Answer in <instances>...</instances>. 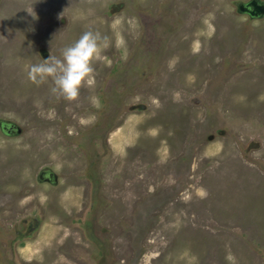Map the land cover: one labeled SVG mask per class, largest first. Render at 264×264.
<instances>
[{"label":"rangeland","instance_id":"obj_1","mask_svg":"<svg viewBox=\"0 0 264 264\" xmlns=\"http://www.w3.org/2000/svg\"><path fill=\"white\" fill-rule=\"evenodd\" d=\"M0 264H264V2L0 0Z\"/></svg>","mask_w":264,"mask_h":264},{"label":"clouds","instance_id":"obj_2","mask_svg":"<svg viewBox=\"0 0 264 264\" xmlns=\"http://www.w3.org/2000/svg\"><path fill=\"white\" fill-rule=\"evenodd\" d=\"M105 39L99 32H83L79 39L61 50L59 58L49 55L42 62L32 64L27 72L28 79L39 85L51 78L53 95L68 101L76 99L82 82H93L91 62L99 54V42Z\"/></svg>","mask_w":264,"mask_h":264},{"label":"water","instance_id":"obj_3","mask_svg":"<svg viewBox=\"0 0 264 264\" xmlns=\"http://www.w3.org/2000/svg\"><path fill=\"white\" fill-rule=\"evenodd\" d=\"M248 6H249V8H248ZM239 9H241L242 11L247 10L250 14H253L255 12L253 9H259V6L257 8V4L254 1H251V2H249V4H247V7L240 4ZM11 128H9V129H11Z\"/></svg>","mask_w":264,"mask_h":264},{"label":"flooded vegetation","instance_id":"obj_4","mask_svg":"<svg viewBox=\"0 0 264 264\" xmlns=\"http://www.w3.org/2000/svg\"><path fill=\"white\" fill-rule=\"evenodd\" d=\"M7 131H8V132H12V131H13V128H11V129H7Z\"/></svg>","mask_w":264,"mask_h":264}]
</instances>
